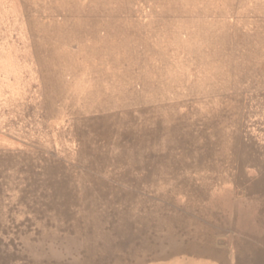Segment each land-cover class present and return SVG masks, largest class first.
Segmentation results:
<instances>
[{
	"label": "rangeland",
	"instance_id": "374dc122",
	"mask_svg": "<svg viewBox=\"0 0 264 264\" xmlns=\"http://www.w3.org/2000/svg\"><path fill=\"white\" fill-rule=\"evenodd\" d=\"M0 264H264V0H0Z\"/></svg>",
	"mask_w": 264,
	"mask_h": 264
}]
</instances>
